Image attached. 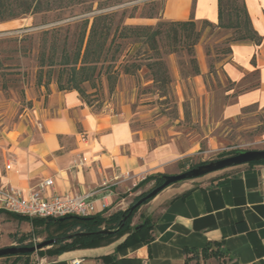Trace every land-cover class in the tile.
Here are the masks:
<instances>
[{"label":"crops","instance_id":"0c3cea01","mask_svg":"<svg viewBox=\"0 0 264 264\" xmlns=\"http://www.w3.org/2000/svg\"><path fill=\"white\" fill-rule=\"evenodd\" d=\"M259 45L235 42L220 61L219 73L232 83H255L223 105L222 116L234 118L245 108H264V0H244ZM160 20H203L217 23V0H164ZM159 19L138 18L129 24L152 25ZM201 61V60H200ZM201 72L207 69L200 62ZM254 85V86H253ZM33 99L27 123L0 136V186L36 190L53 179L47 194L86 193L107 183L94 196L96 212L119 206L140 179L169 171L188 151L179 154L174 141L153 143L151 134L132 126L129 113L95 111L76 90H59L50 82ZM41 126H38L37 123ZM81 161L80 165H77ZM167 186L151 200L153 239L116 249L120 242L74 249L49 256L46 264H264V165L240 164ZM218 242L228 254L194 259L186 250Z\"/></svg>","mask_w":264,"mask_h":264},{"label":"rangeland","instance_id":"374dc122","mask_svg":"<svg viewBox=\"0 0 264 264\" xmlns=\"http://www.w3.org/2000/svg\"><path fill=\"white\" fill-rule=\"evenodd\" d=\"M161 3L162 0H88L85 4L60 12L34 13L0 22V136L27 123V110L33 106L32 100L42 94L41 86L45 87L49 74L50 82L56 83L59 66H40L41 53L47 60L52 45L56 47L58 60L62 48L72 53L81 21L93 13L115 11L120 15L123 12V23L130 25V18H127L129 14L134 13L132 18L135 20L146 19L148 17L140 15H146L153 8L159 12L158 18L150 19H159ZM89 5H92L93 12L84 13ZM133 25L149 24L139 22ZM197 30L200 36L192 50L198 74H194L192 54L188 53L186 43L177 42L173 45L171 40L161 37L159 51L169 69V84L160 88V83H153L148 69L143 65L134 74H125L122 64L127 57L121 56L114 64L117 81L112 91L103 74L94 82L81 84L87 106L95 111H126L132 126L151 134L153 143L174 141L179 154L188 151L193 163L218 160L223 151L264 150V108L251 105L234 118L222 116L223 105L255 83L254 78L248 76L246 81L235 84L219 73V62L229 56L228 49L235 43L233 31L212 28L202 23L197 26ZM130 48L126 44L123 53ZM137 49L131 52L132 60L143 64L144 61L135 55ZM145 49L143 46L138 50L142 53ZM200 62L207 68L204 73L201 72ZM39 80L41 84L37 83ZM175 168L176 163L169 171H175ZM180 172L167 171L163 175ZM221 172L218 171L219 174ZM153 185V181H149L133 192L138 196L143 191L151 190ZM134 197L110 208L106 215L117 210L124 211L134 201ZM150 203L151 200L139 207L131 219V225L138 224L145 217L151 221L148 215ZM46 235L47 232L41 226L31 221H19L0 208V248L24 246L29 242L36 245L47 240ZM22 236L26 239L21 243L19 238ZM117 241L112 238L97 247L111 246ZM50 247L31 254L28 257L29 264L41 258L48 260L49 255L44 250ZM12 259L1 256L0 264H9ZM24 260L22 257L19 264Z\"/></svg>","mask_w":264,"mask_h":264},{"label":"trees","instance_id":"16d2710c","mask_svg":"<svg viewBox=\"0 0 264 264\" xmlns=\"http://www.w3.org/2000/svg\"><path fill=\"white\" fill-rule=\"evenodd\" d=\"M88 0H0V22L17 19L25 15L34 13H46L50 11H63L75 5L85 4ZM163 1L160 10L163 6ZM100 9V8H98ZM151 9V8H150ZM217 23L213 24L208 20H203L202 24L212 28L230 29L233 31L232 39L235 42H253L259 45L262 37L258 35L250 21L248 10L245 7L244 0H217ZM93 12L92 5H89L84 13ZM159 12L153 8L146 15L148 18H158ZM134 17L131 13L127 18ZM124 13L120 15L115 11H103L93 13L91 17L83 19L80 23V31L76 39V45L72 53H68L65 48L59 55V60L56 58V47L51 46L47 60L44 54L39 56L40 66H59L56 85L59 90H76L85 103L84 82H94L101 74L107 79V85L110 91L115 88L117 81V71L114 69V64L121 56L125 59L122 64V70L125 74H134L143 65L149 71V77L153 83H160V88H163L170 81L169 69L166 66L165 60L159 51V39L165 37L172 41L173 45L177 42H185L188 53L192 54L191 63L193 65L194 74L199 73L196 66V60L193 57V46L198 42L200 32L197 30V25L192 19L188 21H167L159 19L154 26L152 25H128L123 23ZM126 44L130 45V49L123 53ZM145 46L144 52L140 53L138 49ZM138 48L136 57H140L142 62L138 63L132 60L131 52L134 48ZM151 52L150 54L148 52ZM174 51V49L172 50ZM170 51V52H172ZM230 52V49H228ZM231 53V52H230ZM100 65V66H98ZM40 83V80L37 82ZM50 83V74L47 81L44 83L47 87ZM254 86V85H253ZM238 151H223L219 159L223 157L237 154ZM208 161L192 162L190 156L181 158L176 163V168L180 171H185L194 168L195 166L206 164ZM251 164H262L264 160L254 161ZM163 174L155 173L147 175L140 179L133 191L149 181H153L152 188L162 184ZM152 190V189H151ZM151 190L143 191L134 197V201L124 211L117 210L106 215L107 208L102 212L96 213L94 216L79 217L68 215L61 221L56 218H30L28 216H20L14 213L9 215L18 218L19 221H31L36 226H41L47 232V239H56L50 248L44 250L49 256H55L65 251L73 249L94 248L100 245L103 241L119 240L116 249L126 246L140 245L141 243H149L153 239L151 221L148 217L142 218L136 225H131V219L136 214V211L142 204L149 202L152 199L144 200L139 206L132 208L141 197H144ZM108 230L111 233H103ZM26 239L25 236L19 238L22 243ZM23 245V244H20ZM24 246H33L32 242L24 244ZM43 251L40 249L37 252ZM186 257L194 259H207L208 257H216L225 261L228 254L218 242H211L203 249L186 250ZM33 253H21L7 255L5 257H13L9 264H19L21 258L25 260L22 264H29L28 257Z\"/></svg>","mask_w":264,"mask_h":264},{"label":"built area","instance_id":"2783aa9c","mask_svg":"<svg viewBox=\"0 0 264 264\" xmlns=\"http://www.w3.org/2000/svg\"><path fill=\"white\" fill-rule=\"evenodd\" d=\"M38 126L41 124L38 122ZM81 161L77 164L80 165ZM53 179L48 178L38 184L36 190L23 193L19 188L12 186H0V208L8 213L30 218H64L68 215L89 217L96 215L95 200L93 199L102 189L107 188V183L95 188V190L81 194H47L52 188ZM103 207L107 205L104 203ZM44 258L36 260L33 264H46ZM81 260H74L72 264H79Z\"/></svg>","mask_w":264,"mask_h":264},{"label":"water","instance_id":"95a60500","mask_svg":"<svg viewBox=\"0 0 264 264\" xmlns=\"http://www.w3.org/2000/svg\"><path fill=\"white\" fill-rule=\"evenodd\" d=\"M264 160V150H245V151H238L237 154L223 157V159H218L214 161H209L206 164H201L195 166L192 169L182 171L178 174H166L162 176V184L152 188V190L147 193L144 197H141L138 202H136L132 208L139 206L144 200L153 199L155 195L159 192L167 188V186L180 182L181 180L186 179H195V177H200L207 175L211 172L221 171L225 168L234 167L240 164H247L254 161ZM63 218H58L57 221H61ZM112 231V230H111ZM111 231L104 230L103 233H111ZM56 239H47L40 241L33 246H15L12 245L10 247L0 248V257L7 256V255H14V254H21V253H34L43 249L45 247L51 246Z\"/></svg>","mask_w":264,"mask_h":264}]
</instances>
